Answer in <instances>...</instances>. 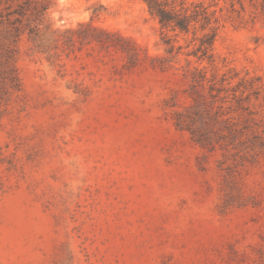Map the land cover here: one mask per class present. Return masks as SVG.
Segmentation results:
<instances>
[{
  "label": "rangeland",
  "instance_id": "rangeland-1",
  "mask_svg": "<svg viewBox=\"0 0 264 264\" xmlns=\"http://www.w3.org/2000/svg\"><path fill=\"white\" fill-rule=\"evenodd\" d=\"M51 1L38 37L0 48V264H264V152L209 150L175 124L184 70L215 72L193 34L162 31L142 0ZM199 1L218 18L219 77L257 91L223 112L264 134V0Z\"/></svg>",
  "mask_w": 264,
  "mask_h": 264
},
{
  "label": "trees",
  "instance_id": "trees-1",
  "mask_svg": "<svg viewBox=\"0 0 264 264\" xmlns=\"http://www.w3.org/2000/svg\"><path fill=\"white\" fill-rule=\"evenodd\" d=\"M152 16H154L162 31L174 32L176 37L179 34H193V42H196L194 49L189 55H193L199 61L207 60L214 66L212 78L208 80L206 68L197 66L188 67L184 70L183 76L191 82L190 97L192 104L183 112L175 113V124L180 130L188 131L192 139L202 147L214 150L217 145L227 152L230 149L244 151L255 157L259 152H264V134L259 130L257 124H249V119H245L246 124L238 128L236 118L224 113L225 103L229 104L228 109L234 107L231 103L237 104V110L248 111L244 108L242 101L250 100L254 91L244 97L249 88L244 81L232 86L231 80L238 74L228 77L224 73L219 77V69L213 53V46L217 36L218 18L216 11H210L211 5L206 6L202 1L189 2V0H142ZM53 6L51 0H0V48L6 46L9 49L12 44H16L22 34L34 39L39 36L40 28L47 22L49 12ZM97 32L94 28H88ZM199 33L202 36H199ZM89 36L107 47H115L123 52L127 58L129 66L135 67L141 62V53L136 44L121 35L97 32ZM104 36V38L102 37ZM87 37V36H86ZM164 43L168 46L167 53L179 54L183 49L181 45L176 46V38L165 36ZM10 57V53H8ZM174 58V56H172ZM153 67L161 70H168L171 60L168 58L152 60ZM207 90V91H206ZM232 91V98L221 97L222 93ZM251 90V89H250ZM206 92L211 99L219 97L220 104L215 100L209 101ZM238 92L240 93L238 95ZM251 114V113H249ZM244 137V138H243ZM248 150V151H246ZM247 156V155H245Z\"/></svg>",
  "mask_w": 264,
  "mask_h": 264
}]
</instances>
